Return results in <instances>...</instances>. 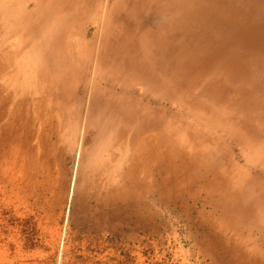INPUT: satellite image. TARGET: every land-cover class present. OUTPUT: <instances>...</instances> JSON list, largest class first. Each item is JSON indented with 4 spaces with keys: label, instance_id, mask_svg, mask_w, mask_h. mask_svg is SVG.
<instances>
[{
    "label": "rangeland",
    "instance_id": "rangeland-1",
    "mask_svg": "<svg viewBox=\"0 0 264 264\" xmlns=\"http://www.w3.org/2000/svg\"><path fill=\"white\" fill-rule=\"evenodd\" d=\"M49 1L0 0V264H264V0Z\"/></svg>",
    "mask_w": 264,
    "mask_h": 264
},
{
    "label": "bare ground",
    "instance_id": "bare-ground-1",
    "mask_svg": "<svg viewBox=\"0 0 264 264\" xmlns=\"http://www.w3.org/2000/svg\"><path fill=\"white\" fill-rule=\"evenodd\" d=\"M49 1V0H48ZM53 1V0H52ZM125 1V0H124ZM49 2H51V1H49ZM48 2V3H49ZM58 2V1H57ZM126 2V1H125ZM42 3V2H41ZM40 3V4H41ZM63 3V2H62ZM58 4V3H57ZM72 5V4H71ZM87 5V4H86ZM54 8V7H53ZM60 8V7H59ZM57 10V9H56ZM54 11V10H53ZM68 11V10H67ZM133 12V9L131 10V8L129 7V11L128 10H126V11H124V12H121V13H119V14H116L115 16H110V15H107V19L108 18H110L111 19V22L110 23H108V25H107V28H109L110 29V31L111 30H113L114 31V29H116V30H118L117 28V25H116V23H117V21H118V18L121 16V15H125L126 13L128 14H130V17L129 18H131V13ZM47 15V14H46ZM77 15V14H76ZM43 16V15H42ZM60 16V15H59ZM64 16V15H63ZM66 16V15H65ZM39 17H40V15H39ZM44 17V16H43ZM57 17V16H56ZM125 17V16H124ZM121 18V17H120ZM126 18V17H125ZM124 18V19H125ZM56 19V18H55ZM75 19V18H74ZM51 20V19H50ZM80 20V19H79ZM57 21V20H56ZM73 22H74V20H73ZM55 23V22H54ZM53 24V23H52ZM126 25V24H125ZM54 27V26H53ZM71 27L72 26H70V29H71ZM74 27V26H73ZM48 28V27H47ZM51 28V27H50ZM67 28H63V29H61V27H60V29H58V32H57V34H59V36L62 38L63 36H65L64 34H66V30ZM49 30V29H48ZM115 30V31H116ZM52 31H54V30H52ZM71 31V30H70ZM88 31L89 30H87L86 32H85V34L87 35L88 34ZM115 31L112 33L111 32V36L112 37H114V34H115ZM119 31V30H118ZM44 32V31H43ZM72 32V31H71ZM106 32H107V30H106ZM47 33V32H46ZM52 33V32H51ZM118 33V32H117ZM68 34H69V32H68ZM119 35V34H118ZM110 36V37H111ZM111 37V38H112ZM110 38V39H111ZM119 39V38H118ZM58 40V39H57ZM115 40V39H114ZM59 41V40H58ZM62 41V40H61ZM80 41V40H79ZM118 41V40H117ZM72 42V41H71ZM75 43V42H74ZM112 43V42H111ZM50 44V43H49ZM58 45L55 47V45H54V49H52V51L49 53V55L52 57V58H55V56H56V54L58 55V53H60V51H61V48L62 47H64V49L66 48L67 49V47H69V42H64V43H60V42H58L57 43ZM61 44V45H60ZM53 45V44H52ZM113 45V44H112ZM40 46V45H39ZM53 47V46H52ZM49 48V47H48ZM63 49V48H62ZM65 49V50H66ZM109 48H107V50H108ZM39 50V51H38ZM49 50V49H48ZM103 51V50H102ZM102 51H101V56H100V50L99 51H97V53L95 54V55H92L93 56V62H92V64H93V66L94 65H96L97 66V68H98V66H101L102 65V61H103V57L105 58V56L104 55H106V54H108L107 53V51L105 50V52H104V54H102ZM36 52H40V47H38L37 48V50H36ZM71 53V52H70ZM109 54H110V56L112 55V52L110 51L109 52ZM61 55V54H60ZM64 55V54H63ZM62 55V56H63ZM70 55V54H69ZM115 55V54H114ZM67 57V56H66ZM113 57V56H112ZM115 57V56H114ZM48 58V57H47ZM50 58V57H49ZM48 58V59H49ZM101 58V59H100ZM106 58H109L108 56H106ZM111 58V57H110ZM117 58V57H116ZM51 60V59H50ZM65 60H67V58L65 59ZM58 61V60H57ZM61 61V60H60ZM112 61V60H111ZM61 63V62H60ZM113 64V63H112ZM35 65V64H34ZM38 65V64H37ZM67 65V64H66ZM103 65H104V63H103ZM108 65V64H107ZM106 65V66H107ZM110 65V64H109ZM51 66V65H50ZM59 66H60V64H59ZM52 67V66H51ZM109 67V66H108ZM38 68H39V65H38ZM100 68H102V66L100 67ZM106 68V67H105ZM104 68V69H105ZM110 68V67H109ZM103 69V70H104ZM36 70V69H35ZM41 70H44V68L42 67L41 68ZM100 70H102V69H100ZM102 70V71H103ZM99 71V70H98ZM95 74V73H94ZM118 75V74H117ZM104 76V75H103ZM106 77H107V80L109 81L108 82V84H110L113 88H116V89H118V88H120V89H122V90H124V88L125 89H127L126 87H127V85L125 84V79L123 78V77H121V76H119V80L117 81V79L115 78V77H112V75H110L109 73H106ZM92 79V78H91ZM102 80V79H101ZM43 82H45V80L44 81H42V83ZM95 77L93 78V82H92V84H91V86H90V88H93V86H94V84H95ZM103 83V82H102ZM107 83V82H106ZM98 84V83H97ZM129 85H131L130 83H128ZM137 88V87H136ZM170 88V87H169ZM100 89V88H99ZM132 89H134L133 87H132ZM43 90V89H42ZM107 90V89H106ZM131 90V89H130ZM142 90V89H141ZM157 90V89H156ZM113 91V90H112ZM116 91V90H115ZM159 91V90H158ZM110 92V91H109ZM117 92V91H116ZM96 93V92H95ZM103 93H104V91H103ZM100 94V93H99ZM102 94V93H101ZM165 94V93H164ZM104 95H105V93H104ZM112 95V94H111ZM123 95V94H122ZM130 95V94H129ZM138 95V94H137ZM153 95V94H152ZM155 95V94H154ZM153 95V96H154ZM166 95H167V93H166ZM53 96V95H52ZM125 96V95H124ZM145 96V95H144ZM115 97H116V95H115ZM118 97V96H117ZM116 97V98H117ZM126 97V96H125ZM139 97V96H138ZM54 98H55V96H54ZM110 98V97H109ZM118 98H121V97H118ZM129 98V97H128ZM148 98V97H147ZM156 98V97H155ZM168 98V97H167ZM171 98V97H170ZM138 100H140L139 98H137ZM117 100V99H116ZM123 100V99H122ZM121 100V101H122ZM131 100V99H130ZM138 100H137V102H138ZM143 100V99H142ZM108 101V103L110 102L109 101V99L107 100ZM144 101V100H143ZM27 102V101H26ZM111 102H113V101H111ZM140 102V101H139ZM138 102V103H139ZM117 103V102H116ZM128 103V102H127ZM127 103H126V105H127ZM137 103V104H138ZM101 104V103H100ZM124 104V103H123ZM131 104V103H130ZM133 104V103H132ZM143 104H144V102H143ZM26 105V104H25ZM111 105V104H110ZM110 105H106L105 107L107 108V110H106V112L104 113V118L106 117H108L109 119H111L112 121L113 120H115V119H121V118H124L123 120H125L126 118H125V113L123 114V112H124V110L123 109H120V108H117V110H116V112H112V111H108L110 108H109V106ZM129 105V104H128ZM26 107V106H25ZM104 107V106H103ZM136 107H137V105H136ZM17 108V107H16ZM116 108V107H115ZM140 108V107H139ZM43 109V108H42ZM113 109V108H112ZM103 110V109H102ZM114 110V109H113ZM126 110V109H125ZM135 111H136V109H134ZM115 111V110H114ZM142 111V110H141ZM129 113V112H128ZM39 114V113H38ZM122 114H123V117H121L122 116ZM136 114V113H135ZM18 115V114H17ZM16 115V116H17ZM133 115V114H132ZM134 116V115H133ZM137 116H139V115H137ZM142 116V115H141ZM100 117V116H99ZM14 118V117H13ZM42 118V117H41ZM93 118V117H92ZM136 118V117H135ZM100 119H102V118H100ZM118 119V120H119ZM128 119V118H127ZM39 120V119H38ZM37 120V121H38ZM110 120V121H111ZM146 120H147V118H146ZM145 120V121H146ZM40 121H41V119H40ZM45 121V120H44ZM43 121V122H44ZM104 121V120H103ZM116 121V120H115ZM130 121V120H129ZM144 121V120H143ZM42 122V121H41ZM128 122V121H127ZM138 122H140L141 123V121H138ZM147 122V121H146ZM150 122H152V121H150ZM115 123V122H114ZM117 123V122H116ZM135 123H136V121H135ZM131 124V123H130ZM142 124V123H141ZM36 125V124H35ZM116 125V124H115ZM129 125V124H128ZM135 125V124H134ZM123 126H124V124H123ZM137 126H139L138 124H137ZM39 128V127H38ZM104 128V127H103ZM165 128V127H164ZM167 128H169V127H167ZM126 129V128H125ZM154 129V128H153ZM174 129V128H173ZM172 129V130H173ZM107 130V129H106ZM111 130V129H110ZM144 130V129H143ZM140 131V130H139ZM151 131V130H150ZM165 131V130H164ZM129 132H130V129H129ZM173 132V131H172ZM102 133V132H101ZM140 133V132H139ZM142 133V132H141ZM150 133H152V132H150ZM177 133V132H176ZM112 134V133H111ZM131 134V133H130ZM180 134V133H179ZM121 135V134H120ZM123 135V134H122ZM155 135V134H154ZM175 135V134H174ZM107 136H108V134H107ZM96 137V136H95ZM114 137V136H113ZM148 137V136H147ZM161 137V136H160ZM109 138V137H108ZM149 138V137H148ZM169 138V137H168ZM184 138V137H183ZM114 139V138H113ZM174 139V138H173ZM180 139V138H179ZM49 140V139H48ZM82 141V140H81ZM129 141V140H128ZM127 142V141H126ZM245 142V141H244ZM115 143V142H114ZM129 143V142H128ZM205 143V142H204ZM117 144V143H116ZM201 144V143H200ZM81 145V144H80ZM125 145V144H124ZM130 145V144H129ZM209 145V144H208ZM172 146V145H171ZM188 146V145H187ZM119 147V146H118ZM168 147V146H167ZM166 147V148H167ZM208 147V146H207ZM127 148V147H126ZM128 148H130V147H128ZM209 148V147H208ZM164 149V148H163ZM184 149V148H183ZM202 149V148H201ZM214 149H216V148H214ZM134 150V149H133ZM198 150V149H197ZM200 150V149H199ZM203 150V149H202ZM207 150V149H206ZM213 150V149H212ZM178 152V151H177ZM207 152V151H206ZM214 152V151H213ZM201 153H203L202 151H201ZM218 154V153H217ZM216 154V155H217ZM213 155V154H212ZM114 156H115V154H114ZM114 156H112V157H114ZM126 156V155H125ZM200 156V155H199ZM214 156V155H213ZM217 156H219V155H217ZM201 157V156H200ZM209 157V156H208ZM212 157V156H211ZM216 157V156H215ZM220 157V156H219ZM219 159H221V158H219ZM218 159V160H219ZM110 161V160H109ZM198 161V160H197ZM203 162H204V160H203ZM208 162V161H207ZM206 162V163H207ZM218 162V161H217ZM110 163V162H109ZM222 163V162H221ZM210 164V163H209ZM223 164V163H222ZM202 165V164H201ZM211 165V164H210ZM103 166V165H102ZM222 166V165H221ZM179 169V168H178ZM207 169H209V168H207ZM213 169V168H212ZM112 170V169H111ZM111 170H110V172H111ZM120 170V169H119ZM186 170V169H185ZM216 170V169H215ZM212 171V170H211ZM109 172V173H110ZM231 172V171H230ZM112 173V172H111ZM116 173V172H115ZM135 173V172H134ZM139 173V172H138ZM158 173H159V171H158ZM168 173V172H167ZM166 173V174H167ZM182 173H184V172H182ZM170 174V173H169ZM231 174V173H230ZM122 175H123V173H122ZM121 175V176H122ZM239 175V174H238ZM130 176V175H129ZM128 176V177H129ZM136 176V175H135ZM141 176V175H140ZM161 176H162V174H161ZM171 176V175H170ZM215 176V175H214ZM236 176V175H235ZM96 177H98V176H96ZM142 177V176H141ZM172 177V176H171ZM170 177V178H171ZM99 178V177H98ZM107 178V177H106ZM109 178V177H108ZM119 178V177H118ZM218 178V177H217ZM232 178V177H231ZM245 178V177H244ZM101 179V178H100ZM145 179H147V178H145ZM168 179V178H167ZM190 179V178H189ZM233 179H235V178H233ZM239 179V178H238ZM241 179H243V178H241ZM247 179V178H246ZM94 180V179H93ZM109 180V179H108ZM124 180V179H123ZM128 180V179H127ZM138 180V179H137ZM152 180V179H151ZM170 180V179H169ZM173 180V179H172ZM223 180V179H222ZM148 181H150V180H148ZM188 181V180H187ZM241 181V180H240ZM97 182V181H96ZM114 182V181H113ZM151 182V181H150ZM138 183V182H137ZM136 183V184H137ZM146 183V182H145ZM203 183V182H202ZM240 183V182H239ZM88 184H90V183H88ZM97 184V183H96ZM96 184H94V185H96ZM144 184V183H143ZM165 184L167 185L168 184V182H165ZM215 184V183H214ZM217 184V183H216ZM241 184V183H240ZM201 185V184H200ZM199 185V186H200ZM233 185V184H232ZM99 186V185H98ZM110 187H112V184L111 185H109ZM239 186V185H238ZM241 186V185H240ZM85 187V186H84ZM108 187V186H107ZM126 187V186H125ZM148 187V186H147ZM232 187V186H231ZM129 188H132V187H129ZM133 188H136V187H133ZM85 189H87V188H85ZM112 189V188H111ZM110 189V190H111ZM203 189V188H202ZM102 190V189H101ZM130 190V189H129ZM156 190V189H155ZM200 190H201V188H200ZM205 190V189H204ZM212 190V189H211ZM220 190V189H219ZM89 191V190H88ZM93 191V190H92ZM120 191V190H119ZM123 191V190H122ZM124 191H126V189L124 190ZM198 191V190H197ZM206 191V190H205ZM244 191H246L245 189H244ZM139 192V191H138ZM194 192V191H193ZM212 192V191H211ZM231 192V191H230ZM83 193V192H82ZM191 193V192H190ZM210 193V192H209ZM215 193V192H214ZM236 193H237V191H236ZM161 194V193H160ZM221 194V193H220ZM222 194H224V193H222ZM237 194H239V193H237ZM109 195H111V194H109ZM166 195V194H165ZM215 195H217V194H215ZM225 195V194H224ZM240 195V194H239ZM245 195V194H244ZM98 196V195H97ZM126 196V195H125ZM133 196V195H132ZM214 196V195H213ZM129 197V196H128ZM127 197V198H128ZM137 197V196H136ZM158 197V196H157ZM221 197V196H220ZM227 197V196H226ZM241 197V196H240ZM107 198H109V196L107 197ZM132 198V197H131ZM178 198V197H177ZM216 198H217V196H216ZM118 199V198H117ZM144 199V198H143ZM180 199V198H179ZM182 199V198H181ZM198 199V198H197ZM214 199V198H213ZM221 199V198H220ZM227 199V198H226ZM127 200V199H126ZM125 200V201H126ZM222 200V199H221ZM225 201V200H224ZM227 201V200H226ZM111 202V201H110ZM228 202H229V200H228ZM115 203H117V202H115ZM203 203H204V201H203ZM244 203V202H243ZM120 204V203H119ZM123 204V203H122ZM182 204V203H181ZM245 204V203H244ZM192 205V204H191ZM160 206V205H159ZM209 206V205H208ZM215 206V205H214ZM182 207H183V204H182ZM223 207V206H222ZM229 207H231V206H229ZM119 208V207H118ZM175 208V207H174ZM207 208V207H206ZM212 208V207H211ZM164 209V208H163ZM168 209H169V207H168ZM238 209H240V208H238ZM220 210V209H219ZM218 210V211H219ZM230 210V209H229ZM244 210V209H243ZM220 211H222V210H220ZM224 211V210H223ZM197 212V211H196ZM212 212V211H211ZM243 212V211H242ZM222 214V213H221ZM220 215V214H219ZM135 218V217H134ZM261 230V229H260Z\"/></svg>",
    "mask_w": 264,
    "mask_h": 264
}]
</instances>
